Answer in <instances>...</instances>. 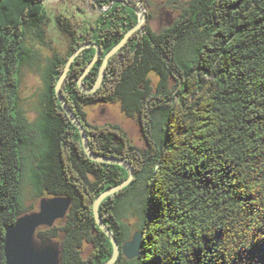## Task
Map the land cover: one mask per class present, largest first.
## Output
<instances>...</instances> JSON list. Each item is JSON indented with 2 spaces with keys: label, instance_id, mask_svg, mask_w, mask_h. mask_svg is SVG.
Returning a JSON list of instances; mask_svg holds the SVG:
<instances>
[{
  "label": "trees",
  "instance_id": "trees-1",
  "mask_svg": "<svg viewBox=\"0 0 264 264\" xmlns=\"http://www.w3.org/2000/svg\"><path fill=\"white\" fill-rule=\"evenodd\" d=\"M97 1L108 9L88 23L57 17L71 44L52 60L34 130L19 110L20 73L33 55L28 34L45 37V0H0V264L7 231L28 211L25 151L36 160L31 179L41 196L73 198L67 216L39 228L38 237L61 243L62 264H97L113 254L104 233L93 236V204L128 171L89 157L55 92L76 49L97 43L105 56L138 22L130 2ZM93 52L88 47L76 57L63 97L84 121L85 105L122 99L146 141L136 145L118 124L86 122L95 154L125 159L135 170L131 184L99 208L119 241L130 238L122 205L138 195L143 203L141 253L119 262L264 264V0H189L160 32L146 22L109 59L102 85L84 93L77 81ZM101 64L83 79L85 87L96 83ZM86 243L96 246L91 256Z\"/></svg>",
  "mask_w": 264,
  "mask_h": 264
},
{
  "label": "rangeland",
  "instance_id": "rangeland-1",
  "mask_svg": "<svg viewBox=\"0 0 264 264\" xmlns=\"http://www.w3.org/2000/svg\"><path fill=\"white\" fill-rule=\"evenodd\" d=\"M44 3L48 14L45 37L40 38L35 32L28 34L26 41L33 55L29 62L22 66L20 73L19 110L34 130L45 111L48 94L46 79L52 67V60L56 55L66 56L71 44L70 37L60 29L57 17L63 14L82 23H88L102 11L93 0H45ZM141 3L150 13L147 24L155 32H160L179 17L189 0H141ZM152 79L154 85H157L158 77L152 75ZM86 111L91 123L118 124L127 131L136 145L146 146L137 117L127 114L122 99L118 98L109 103L90 104L86 106ZM25 157L22 197L26 209L33 211L38 209L40 200L44 196L39 194L31 179L36 160L31 151H25ZM142 204L138 195L137 199L133 197L122 205L121 218L127 225L130 236L140 230L143 221ZM84 250L88 255L94 249L91 243H86ZM119 264L125 263L122 260Z\"/></svg>",
  "mask_w": 264,
  "mask_h": 264
},
{
  "label": "water",
  "instance_id": "water-1",
  "mask_svg": "<svg viewBox=\"0 0 264 264\" xmlns=\"http://www.w3.org/2000/svg\"><path fill=\"white\" fill-rule=\"evenodd\" d=\"M96 5L102 10L108 9L101 5L97 0H93ZM125 2H135L138 8H135L139 15L138 22L130 28L123 38L112 47L104 56L103 62L99 69V76L96 83L91 88L84 86L83 79L94 67L102 54V48L95 43H84L76 49L68 58L66 67L61 74L55 86V92L58 100L67 112L69 118L78 128L82 145L93 161L102 163H113L120 165L128 171V177L120 184L110 187L101 192L94 201L93 211L96 218L97 226L100 227L109 237L113 245V254L109 260L97 264H116L120 258L121 252L127 259H134L141 253L143 245L144 233L136 231L131 240L126 241L122 246L116 236L111 232L103 218L99 213L101 203L107 197L118 193L125 187L129 186L135 178V170L130 162L115 156H100L95 154L90 146L88 134L81 120L77 117L74 110L71 108L68 101L62 95V87L71 69V65L76 57L88 47H94L96 52L84 69L82 75L78 79V86L84 93H93L101 85L104 80L105 70L109 59L121 49L130 37L139 29H141L147 21V12L140 0H124ZM73 203V198L66 195L44 196L41 198L37 210L26 211L22 213L16 220L14 226L6 233L5 240V256L6 264H62V245L59 241L38 237L37 231L41 227H52L58 220L64 219ZM97 227L92 229L93 235L97 233ZM91 254V253H89Z\"/></svg>",
  "mask_w": 264,
  "mask_h": 264
},
{
  "label": "flooded vegetation",
  "instance_id": "flooded-vegetation-1",
  "mask_svg": "<svg viewBox=\"0 0 264 264\" xmlns=\"http://www.w3.org/2000/svg\"><path fill=\"white\" fill-rule=\"evenodd\" d=\"M141 1V0H140ZM131 3V5L134 7V8H137L136 6H137V4L135 3V2H130ZM147 12V11H146ZM150 16V13L149 12H147V21L146 22H148V17ZM174 23V22H173ZM173 23H171L169 26H171ZM169 26H167V27H169ZM167 27H165V28H167ZM97 44V43H96ZM93 50H94V52H93V56H94V54H95V52H96V49L94 48V47H91ZM93 56H92V58H93ZM91 58V59H92ZM103 59H104V53H103V50H102V54H101V57H100V59L98 60V61H101V62H103ZM97 61V62H98ZM99 103H104V102H98V103H95V104H99ZM86 106L87 105H85L84 106V110H85V112H86V115H87V121H89L90 122V120H89V117H88V113H87V111H86ZM81 120V122H82V124L84 125V127H85V129H86V122L87 121H84L83 119H80ZM93 124V123H92ZM78 129V128H77ZM79 131V130H78ZM105 223H106V221H104ZM106 225L108 226V222L106 223ZM96 227H97V229H98V231H97V233L95 234V235H93V236H95V237H98V236H101V233H104V235H105V237H107L108 239H109V237L107 236V234L100 228V227H98L97 226V222H96ZM108 228H109V226H108ZM110 229V228H109ZM111 230V229H110ZM139 231V230H138ZM112 232V231H111ZM129 232V231H128ZM113 233V232H112ZM130 234V233H129ZM135 234V233H134ZM133 234V235H134ZM133 235L132 236H130V238L129 239H127L126 241H128V240H131L132 238H133ZM110 240V239H109ZM119 241V240H118ZM126 241H119V243H120V246H122ZM92 244V243H91ZM92 247H93V252L91 253V254H88L89 256H91V255H93V253H95V251H96V246L95 245H93L92 244ZM122 258H126L124 255H123V253L121 252V254H120V258H119V260L116 262V264H119L120 262V260L122 259ZM127 259V258H126ZM128 260H131V259H128Z\"/></svg>",
  "mask_w": 264,
  "mask_h": 264
}]
</instances>
